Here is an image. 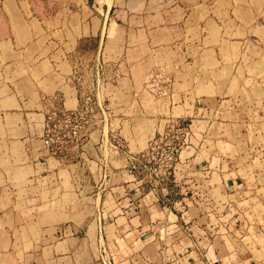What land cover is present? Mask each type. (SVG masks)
<instances>
[{"label": "crops", "instance_id": "1", "mask_svg": "<svg viewBox=\"0 0 264 264\" xmlns=\"http://www.w3.org/2000/svg\"><path fill=\"white\" fill-rule=\"evenodd\" d=\"M84 58L103 117L63 161L42 145L45 110L79 106ZM159 66L172 89L152 102ZM255 98L264 0H0V264H264V140L244 138L264 114L241 119ZM170 117L175 174L142 178L130 155ZM105 129L124 142L108 157Z\"/></svg>", "mask_w": 264, "mask_h": 264}, {"label": "built area", "instance_id": "2", "mask_svg": "<svg viewBox=\"0 0 264 264\" xmlns=\"http://www.w3.org/2000/svg\"><path fill=\"white\" fill-rule=\"evenodd\" d=\"M173 79L164 67L152 69L143 79V89L160 99L166 97L172 89ZM95 102L89 93H84L77 108L67 109L56 106L45 110L44 128L41 136L42 145L51 155L61 158L69 150H77L86 135V124L94 115ZM170 127L160 135L159 140L151 146V155L141 154L143 166L154 167L155 176H168L172 173L174 157L178 147L183 143L179 135L178 121L170 119ZM113 136V146L120 147L121 139Z\"/></svg>", "mask_w": 264, "mask_h": 264}, {"label": "rangeland", "instance_id": "3", "mask_svg": "<svg viewBox=\"0 0 264 264\" xmlns=\"http://www.w3.org/2000/svg\"><path fill=\"white\" fill-rule=\"evenodd\" d=\"M71 6V5H70ZM69 8H72L69 7ZM138 39V37H137ZM121 41H118V42H115L116 43V46H119L121 44ZM91 41L90 42H85L86 45H90ZM106 58V57H105ZM86 63V64H84ZM91 65H92V62L91 60H87L86 58L83 59V63L80 64L78 66V70H77V73L79 75H82V78L80 80V85H81V89L83 91V95L84 93H89L92 97V100L95 102V112H94V115H92L88 121V123L86 124V135L84 136V139L82 140L81 144L87 142V141H90L92 138H91V133L93 131V126L95 124V121L97 120V122L99 121V119H101L103 117L102 116H98L97 115V111H96V106H97V90H96V93L95 95L92 93V88H91V85H92V81H93V72L91 71ZM105 65H104V62H102L100 60L99 62V69H100V78L101 76H104L105 75ZM103 71V74H101V72ZM97 86V83L95 84ZM106 88L107 86L104 85L103 83H100V85H98L97 89H99V96L102 97V95H105V91H106ZM261 92L260 89H255L254 92L251 94H255V95H258L259 93ZM147 96H149L150 100L153 102V101H158V98L154 97L153 95H151L150 93H146ZM82 95V97H83ZM243 105L245 106V109H242L244 110V114L245 116H243L241 119H245V120H249L251 119L252 121H255V122H260L259 121V118L263 120V118L261 116H263L264 114V99L263 98H255V99H246L244 100L243 102ZM241 106V104H240ZM241 109V107H240ZM234 112H236V108L234 107L233 109ZM250 113V114H249ZM97 115V116H96ZM101 117V118H100ZM235 118V117H234ZM249 118V119H248ZM170 119H174L175 121H178L179 123V127H180V137L182 139V144L178 147V151L174 157V161H173V167H172V173L168 176H155L154 174H152L153 172V166L149 168V166L145 167L142 165L141 163V154H146L148 156L151 155V146H154L155 142L159 140V137L161 134H163L167 127H170ZM170 122V123H169ZM134 124V123H133ZM135 132V130H134ZM185 132V125H183L181 123V121L177 118V117H170L168 118V120L166 121V125L163 129V131L161 133H159L156 137H154L150 142V145L143 149V151H140V152H137V153H131L130 155V160H131V169L134 170L136 172V174H138L139 176H141L142 178H148V179H151V180H155V181H161V180H164V179H169L171 178L174 174H175V171H176V163L177 161H179V158H180V149L185 145V140L183 139V133ZM116 135L115 133H112L110 136L111 138H109L108 134H107V131L105 129V134H102L99 138V143H101L103 141V146H102V153L104 156L108 157L110 155V152L112 150L114 151H118L120 152V150H123L124 149V142L121 140V143L122 145L119 147H114L112 144L114 143L113 142V136L112 135ZM238 134V131L235 132L232 131L229 133L228 137L230 138H235V135ZM256 135H258V137L260 138L261 141L264 140V129L263 131L261 130L260 133L257 131L254 132V131H250V132H247V134L244 136L245 139H247L248 141H256L257 140V137ZM119 137V136H118ZM103 138V139H102ZM120 138V137H119ZM239 138V137H238ZM258 138V140H259ZM121 139V138H120ZM256 139V140H255ZM82 144V145H83ZM111 144V145H110ZM113 146V147H112ZM82 147V146H81ZM81 147L78 148L77 150H69L67 152V154L65 155H62L60 159H63V161H74L75 159H77L79 157V152L81 151ZM263 151V150H262Z\"/></svg>", "mask_w": 264, "mask_h": 264}]
</instances>
